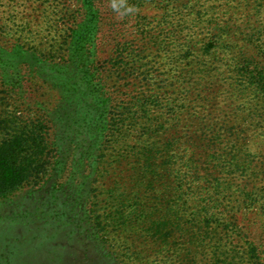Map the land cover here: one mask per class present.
I'll list each match as a JSON object with an SVG mask.
<instances>
[{
	"label": "rangeland",
	"instance_id": "374dc122",
	"mask_svg": "<svg viewBox=\"0 0 264 264\" xmlns=\"http://www.w3.org/2000/svg\"><path fill=\"white\" fill-rule=\"evenodd\" d=\"M7 115L63 165L0 200V264H264V0H0Z\"/></svg>",
	"mask_w": 264,
	"mask_h": 264
},
{
	"label": "trees",
	"instance_id": "16d2710c",
	"mask_svg": "<svg viewBox=\"0 0 264 264\" xmlns=\"http://www.w3.org/2000/svg\"><path fill=\"white\" fill-rule=\"evenodd\" d=\"M64 85L72 92L77 102L84 103V98L91 97L92 87L89 83L85 87L73 82H65ZM9 90L10 86L7 88V91ZM83 108L85 109L82 105L78 110L82 111ZM53 123L59 130L69 128L71 136L74 134L73 126L81 129L85 134L82 135L84 139L80 141L88 146V157H92L105 130L97 119L87 117H82L78 125V121L75 123L71 119L61 117L54 119ZM47 129L42 121L8 115L0 117V200L6 199L33 180L44 181L43 187L48 183H55L63 160H58V155L52 154L60 147L57 141H51ZM77 133L79 138L80 132ZM56 135L55 140L59 133ZM49 164L52 166L51 171H48Z\"/></svg>",
	"mask_w": 264,
	"mask_h": 264
}]
</instances>
